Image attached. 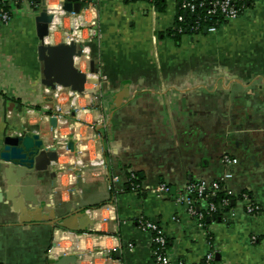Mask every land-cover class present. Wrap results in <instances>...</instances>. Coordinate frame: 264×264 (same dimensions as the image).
<instances>
[{"label":"crops","instance_id":"crops-1","mask_svg":"<svg viewBox=\"0 0 264 264\" xmlns=\"http://www.w3.org/2000/svg\"><path fill=\"white\" fill-rule=\"evenodd\" d=\"M87 1L84 17L95 22L97 35L91 26L82 30L78 68L86 72L94 61L108 79L102 95L120 94L115 109L104 96L84 109L89 99L81 95L73 109L69 87L42 84L36 11L21 5L0 24V141L38 128L46 145L59 148L48 171L56 177L39 175V198L59 217L85 210L94 225L73 232L46 221L20 222L1 181L0 264H51L55 254L74 250L78 264H152L150 234L140 220L165 233L170 264H199L209 250L214 264H264V0L247 3L214 33L178 39L169 35L177 0L155 9L144 0H83L82 6ZM69 140L72 152L64 146ZM223 153L239 163L222 164ZM109 167L120 177L114 192ZM130 172L142 186L167 183L170 194L130 191ZM221 177L233 204L199 227L174 197L186 182ZM242 192L259 206L257 214L244 212Z\"/></svg>","mask_w":264,"mask_h":264},{"label":"built area","instance_id":"built-area-1","mask_svg":"<svg viewBox=\"0 0 264 264\" xmlns=\"http://www.w3.org/2000/svg\"><path fill=\"white\" fill-rule=\"evenodd\" d=\"M64 1L65 0H0V24H8L12 19L13 11L21 5L28 6L36 12L45 9L47 13L53 16L52 21L49 23L47 38L49 43L58 44L62 42H74L75 44H84L86 40L82 35V30L84 28H90L91 26L92 32L90 34L94 36L97 35V31L93 27L95 22L92 21L89 23L84 17V14L87 13L86 11H90L91 9V7L89 8L90 4L87 1L84 3L85 5L83 4L84 6L80 8L79 12H69L63 10ZM144 1L148 2L153 9L156 8L157 0ZM254 1L256 0H177L180 12L176 15L174 29L180 34L188 32L198 33L202 31L214 33L222 21L237 18L242 13L246 4ZM5 3L11 5L12 9H5L3 7ZM187 13L189 14L188 18L185 17ZM56 33L59 35V41L57 43H55ZM91 77V82L86 83L89 84L90 87L85 86V93L81 95L89 99L88 103L84 106V109L88 110L91 106L96 104L95 99L101 97L102 87L108 82L107 77L97 71L91 74ZM79 96L80 95L76 92H73L71 95L69 104L73 109H76L74 100ZM55 97L59 98L58 94H55ZM56 108L60 110L61 105L58 103ZM46 146L50 147L52 145ZM64 146L66 150H68L66 143ZM100 160L95 159V161ZM220 162L226 166H233L239 163V159L228 153H223L220 157ZM108 170L110 186L113 191V187L119 182L120 177L118 174L114 173L112 167H109ZM125 182L127 188L134 193L150 191L158 198L170 194V187L167 183L159 182L153 186H142L134 172L128 173L125 177ZM222 186H224L226 190V195L220 199V203L217 205L212 201L211 197H213ZM231 196H234V193L225 184L224 177H221L210 183L205 180L186 182L182 191L174 198L177 203L184 206L186 213L195 220L199 227H201L204 225L205 216L210 217L212 214L218 212V209L228 207L231 204ZM241 201L245 202L243 208L245 213L257 214L260 211L258 205L247 200L245 193L241 194ZM108 206L111 205L109 204ZM139 226L140 229L150 234L152 264H170V258L167 253V238L158 224L151 220H140ZM255 240V236H251L250 241L254 242ZM54 258L53 256L52 259ZM199 264H214V253L210 250L204 253Z\"/></svg>","mask_w":264,"mask_h":264},{"label":"water","instance_id":"water-1","mask_svg":"<svg viewBox=\"0 0 264 264\" xmlns=\"http://www.w3.org/2000/svg\"><path fill=\"white\" fill-rule=\"evenodd\" d=\"M81 7V0H65L63 4V10L69 12H79ZM52 17L45 9L36 12L34 16L38 39L37 58L42 64L41 82L51 89L56 86L69 87L70 91L82 95L85 93V84L91 82V74L96 72L94 61L90 60L86 72L79 71L78 64L83 56L84 44L48 42ZM101 96L110 99V109H115L120 94L114 95V98L110 93ZM49 121L51 126H57L56 117H51ZM66 147L74 151V141H67ZM58 156V146L47 147L38 128L30 133L22 131L7 134L0 141V182L4 181L8 185L7 200H12L15 211L20 210V222L46 221L73 232L87 231L94 225V221L85 210L73 209L70 214L59 217L55 208L40 199L37 193V188L43 182L39 177L41 173L47 172L50 179L56 177L55 171H48L53 164L58 163ZM12 196L17 198L16 201H13ZM210 219L207 217L206 221ZM54 257L51 264H78L81 259L75 250L57 253Z\"/></svg>","mask_w":264,"mask_h":264},{"label":"trees","instance_id":"trees-1","mask_svg":"<svg viewBox=\"0 0 264 264\" xmlns=\"http://www.w3.org/2000/svg\"><path fill=\"white\" fill-rule=\"evenodd\" d=\"M164 1H165V0H157V2H156V7H157V8H161V7L163 6V4H164ZM3 7H4L5 9L7 8V9H9V10L12 9V6H11V5H8L7 3H5V5H4ZM178 12H180V11L178 10ZM188 16H189V14L187 13V14L185 15V17L188 18ZM182 34H184V33H182ZM182 34L177 33V32L175 31L174 28L171 29L170 32H169V35H170L172 38H174V39H178ZM161 182H162V181H161ZM242 193H243V192H242ZM225 195H226V190H225L224 186H222V188L219 189V190L216 192V194H215L213 197H211V199H212V201H213L215 204L218 205V204L220 203V199H221L222 197H224ZM239 197H241V194H239ZM234 199H235L234 196H231V197H230V200L234 201ZM229 207H230V205H229L228 207H224V208H222V209H218V212L212 214V215L210 216V218H211V219H213V218H214V219L219 218L220 214H221L223 211L227 210ZM206 218H207V216L204 217V223H206Z\"/></svg>","mask_w":264,"mask_h":264},{"label":"bare ground","instance_id":"bare-ground-1","mask_svg":"<svg viewBox=\"0 0 264 264\" xmlns=\"http://www.w3.org/2000/svg\"><path fill=\"white\" fill-rule=\"evenodd\" d=\"M87 87H90V86H89V84H88V86H87Z\"/></svg>","mask_w":264,"mask_h":264}]
</instances>
